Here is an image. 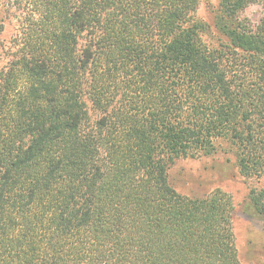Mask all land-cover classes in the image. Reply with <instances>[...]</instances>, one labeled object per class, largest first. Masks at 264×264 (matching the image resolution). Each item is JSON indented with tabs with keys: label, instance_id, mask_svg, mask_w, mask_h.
<instances>
[{
	"label": "trees",
	"instance_id": "obj_1",
	"mask_svg": "<svg viewBox=\"0 0 264 264\" xmlns=\"http://www.w3.org/2000/svg\"><path fill=\"white\" fill-rule=\"evenodd\" d=\"M214 1L203 21L201 0H15L0 264H241L231 197L168 175L223 151L264 176V0ZM248 208L264 217V186Z\"/></svg>",
	"mask_w": 264,
	"mask_h": 264
},
{
	"label": "rangeland",
	"instance_id": "obj_2",
	"mask_svg": "<svg viewBox=\"0 0 264 264\" xmlns=\"http://www.w3.org/2000/svg\"><path fill=\"white\" fill-rule=\"evenodd\" d=\"M214 0H201L197 18L211 21ZM259 6H250L246 15L254 17ZM15 0H0V67L6 61L11 39L23 16ZM209 39V37H208ZM169 180L181 194L202 196L221 189L231 197L232 229L241 264H264V217L248 208V192L264 186V176L245 178L236 168L232 154L217 151L209 156L181 157L168 169Z\"/></svg>",
	"mask_w": 264,
	"mask_h": 264
}]
</instances>
